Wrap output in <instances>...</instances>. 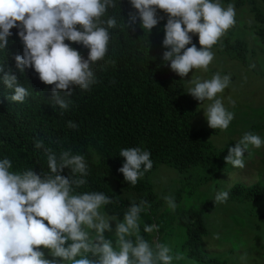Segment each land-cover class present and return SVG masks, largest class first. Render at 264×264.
Wrapping results in <instances>:
<instances>
[{"label":"clouds","instance_id":"obj_1","mask_svg":"<svg viewBox=\"0 0 264 264\" xmlns=\"http://www.w3.org/2000/svg\"><path fill=\"white\" fill-rule=\"evenodd\" d=\"M130 3L137 12L129 13L127 26L139 19L149 33L164 19L157 10L167 14L162 43L169 50L163 53V61H170L171 70L181 78L192 69L206 72L215 58L213 46L236 24L234 4L225 7L221 0ZM116 6V0H0V50L6 49L11 29L18 28L24 47L22 55H15L16 67L21 73L26 67L34 68L42 82L53 86L54 105L67 110L71 101L66 97H71L73 86L88 90L97 82L93 65L106 56L110 29L117 26L116 18L103 17ZM192 34H198L199 48L192 43ZM65 40L88 48L87 58ZM0 74L7 88L14 89L9 99L24 102L29 91L17 76L10 69L5 71L4 64H0ZM188 81L193 85L188 93L198 101H211L204 112L209 127L227 130L235 116L218 94L230 86L231 75L217 72L210 79L192 76ZM230 103L235 106V101ZM67 126L78 127L74 121ZM34 146L43 149L48 171H11L12 161L0 159V264H173L185 259L183 253L173 254L168 244L150 243L140 234L147 201L133 202L122 220L109 216L102 211L104 205L114 202L109 196L98 191L76 192L87 183L84 155L73 154L71 149L57 154L42 140H36ZM249 146L261 148L264 138L245 132L228 148L226 163L243 169ZM119 155L124 163L118 171L133 186L153 167L150 151L140 147L122 148ZM66 167L70 169L67 176L61 174ZM163 198L175 211L174 197ZM228 198L229 190H222L215 194L214 202L226 203ZM110 221H116L114 241L104 235L113 232ZM158 229L157 224L143 227L145 233Z\"/></svg>","mask_w":264,"mask_h":264},{"label":"trees","instance_id":"obj_2","mask_svg":"<svg viewBox=\"0 0 264 264\" xmlns=\"http://www.w3.org/2000/svg\"><path fill=\"white\" fill-rule=\"evenodd\" d=\"M247 1L251 2L257 22L256 35L264 44V10L254 0H221V3H232L238 8ZM116 5L103 17L105 20L109 16L116 18L117 26L110 29L106 56L93 65L97 82L88 90L73 86L71 97H66L71 101L67 110L54 105L53 86L42 82L34 68L26 67L21 73L16 67L15 55L23 54L24 45L19 29H11L6 49L0 50V64L17 76L29 95L22 103L10 100L14 89L7 88L0 80V159L7 157L12 161L11 171L28 168L37 173L48 171L47 157L43 149L35 148L36 140H42L57 154L69 149L73 154H82L88 165L87 183L76 189L77 193L103 192L114 201L104 205L103 211L120 220L133 202L145 200L147 211L141 214L140 234L146 240L156 243L159 236L165 240L177 223L185 232L181 247L187 258L206 264H226V259L202 249V239L207 233L202 212L179 207L173 211L165 207L163 196L157 194L148 178L161 164L181 172L190 167L206 169L226 151L215 150L207 139L215 129L191 127L197 101L185 92L184 77L171 70L170 61H163V53L169 50L162 43L167 14L157 10V15L164 19L149 33L143 30L139 19L127 26L129 13L137 12L130 0H116ZM192 35V43L200 47L198 37ZM65 43L87 58L89 49L83 44L68 40ZM246 46L244 40L236 39L235 43L224 41L220 48L231 51V58L243 60ZM68 121H74L78 127L69 128ZM127 147L150 151L153 161L152 169L135 186L125 181L123 173L118 171L124 163L119 152ZM69 172L66 167L61 174L67 176ZM227 190L228 199L236 202L264 199V175L253 184L237 182ZM179 194L178 189L172 197L178 198ZM210 207L211 203L206 202L205 208ZM145 223L159 225L158 231L145 233Z\"/></svg>","mask_w":264,"mask_h":264},{"label":"rangeland","instance_id":"obj_3","mask_svg":"<svg viewBox=\"0 0 264 264\" xmlns=\"http://www.w3.org/2000/svg\"><path fill=\"white\" fill-rule=\"evenodd\" d=\"M254 3L264 10L263 1L254 0ZM235 11L236 24L221 38V44L218 42L213 46L215 58L208 70L205 72L202 69H192L184 77L185 92L193 97L187 92L193 86L188 81L192 76L203 80L210 79L217 72L221 75H231L230 86L218 94V98L222 99L228 110L234 112L235 118L227 130L215 129L207 135L215 150L226 152L206 169L190 167L181 172L161 164L148 178L160 196H172L179 189V197L174 198L177 207L193 208L202 212L207 225V233L202 239L203 251L226 259V264H264V199L242 202L228 199L226 203L214 202L217 192L227 190L237 182L253 184L264 175V146L259 149L249 146L245 152L243 169L227 164L224 159L228 154V148L235 146L245 132L251 131L264 138V44L260 42L255 32L257 22L253 18L251 2L247 1L244 5L235 7ZM195 35L198 37V34ZM236 39L244 40L247 45L243 60L231 58V51L224 52L220 48L224 41L235 43ZM230 100L235 101V106ZM196 101L197 108L191 119V127L194 130L213 129L209 127L204 115L211 101L201 102L197 99ZM206 202L211 203L210 208H205ZM165 207L169 208L166 201ZM110 224L113 232L105 231L104 235L114 241L116 221H110ZM174 224L170 237L167 236L163 240L159 236L158 241L168 244L173 254H184V260H174L173 264H206L186 257V251L181 247L185 232L177 223ZM156 234L153 236L154 241L157 238ZM43 250L47 258L51 259L48 250Z\"/></svg>","mask_w":264,"mask_h":264}]
</instances>
